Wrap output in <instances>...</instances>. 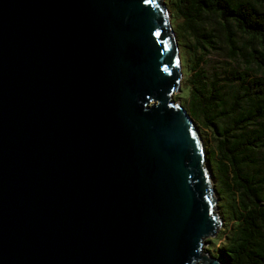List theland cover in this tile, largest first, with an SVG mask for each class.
Wrapping results in <instances>:
<instances>
[{
    "label": "water",
    "instance_id": "1",
    "mask_svg": "<svg viewBox=\"0 0 264 264\" xmlns=\"http://www.w3.org/2000/svg\"><path fill=\"white\" fill-rule=\"evenodd\" d=\"M162 0H0V264H222Z\"/></svg>",
    "mask_w": 264,
    "mask_h": 264
},
{
    "label": "trees",
    "instance_id": "2",
    "mask_svg": "<svg viewBox=\"0 0 264 264\" xmlns=\"http://www.w3.org/2000/svg\"><path fill=\"white\" fill-rule=\"evenodd\" d=\"M165 3L186 61L182 106L209 142L221 220V207L229 209L215 258L264 264V0ZM213 56L222 61L211 64Z\"/></svg>",
    "mask_w": 264,
    "mask_h": 264
},
{
    "label": "rangeland",
    "instance_id": "3",
    "mask_svg": "<svg viewBox=\"0 0 264 264\" xmlns=\"http://www.w3.org/2000/svg\"><path fill=\"white\" fill-rule=\"evenodd\" d=\"M162 1L165 3L167 0H162ZM165 7H166V9H167V11H168V13H169V17H170L169 19H170V23H171V26H172V25H173V24H172V22H173V18H172V10H173V7H172L171 5H169V4H166V3H165ZM175 36H176V34H175ZM176 41H177V37H176ZM178 57H179V61H180L182 77H181L180 89H179L178 92H176V93H174V94L172 95V100L175 101V103H178V104H180V105H185V106H187V105H186L187 101H186V99H184V98L187 97V90H186L185 92H183V91L181 90V87H182V86H183L184 88L187 87V86L184 84V78H185V75L183 74V73H184L183 70H184V71H185V70L187 71V68L185 67V69H183V67H182V63H185L186 61H185V58H184L183 54H181V51L178 52ZM215 61H219V62H220V61H222V59H221L220 56H213L212 59H211V61H210V63H211V64H214ZM186 71H185V72H186ZM197 128H198V130L200 129L198 126H197ZM203 133L205 134V132H203ZM204 136H205V135H204ZM202 142H203V144L206 143V145L209 144V142H207L206 140H203V139H202ZM206 163H207V165H208V167H209L208 161H207ZM209 169H210V167H209ZM210 170H211V169H210ZM211 178H212L213 189H214L213 197L215 198V202H216V201H218V199H217V194H216V191H215V182H216V180H215V178H213V172H212V170H211ZM226 206H228V205L226 204L225 207H224V206L221 207V215H222V219H223V220H222V223H221L219 229L217 230V233H216L214 236H210V237H207V238L205 239L204 249H203V251H202V255H203V256H206V257H208V258H210V257H214V258H215V256H216L217 253H218V250H217V244L219 243V241L216 240V238H217V236H218V233L223 229V227H224V222L226 223V225L229 223V217H230V215H229V213H228L229 209H227ZM215 207H216V205H215ZM215 212L218 213V208H217V207H216V209H215ZM221 235H222V234H221ZM205 249H206V250L208 249L209 252H206Z\"/></svg>",
    "mask_w": 264,
    "mask_h": 264
}]
</instances>
